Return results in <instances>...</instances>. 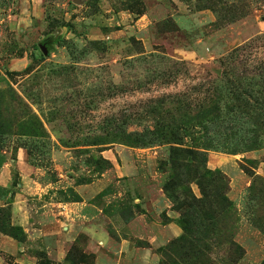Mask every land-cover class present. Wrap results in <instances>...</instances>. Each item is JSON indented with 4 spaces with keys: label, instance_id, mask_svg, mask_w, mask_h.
Listing matches in <instances>:
<instances>
[{
    "label": "rangeland",
    "instance_id": "rangeland-1",
    "mask_svg": "<svg viewBox=\"0 0 264 264\" xmlns=\"http://www.w3.org/2000/svg\"><path fill=\"white\" fill-rule=\"evenodd\" d=\"M2 236L0 264L264 262V0H0Z\"/></svg>",
    "mask_w": 264,
    "mask_h": 264
},
{
    "label": "crops",
    "instance_id": "crops-1",
    "mask_svg": "<svg viewBox=\"0 0 264 264\" xmlns=\"http://www.w3.org/2000/svg\"><path fill=\"white\" fill-rule=\"evenodd\" d=\"M103 188H104L103 183H101L100 181H96V182L94 181L89 184L78 185L76 187L78 193L83 194L86 200H90L94 198ZM78 214H79L78 219H73L70 223H68L67 228L66 227L63 228L62 237L65 238L68 236L70 238H73L74 235H77L78 233H85V232H88L89 234H91L92 237H96L94 229L92 227L91 228L86 227L85 223L82 221L83 215H81V213H78ZM0 249L5 250L7 253H9L12 256H16L17 260L19 261L25 260L24 254L19 255L20 254L19 245L14 240H12V238L11 239L3 238L2 236L1 241H0ZM139 260L140 259H138L137 261ZM138 264H143V260H140V263Z\"/></svg>",
    "mask_w": 264,
    "mask_h": 264
},
{
    "label": "trees",
    "instance_id": "trees-1",
    "mask_svg": "<svg viewBox=\"0 0 264 264\" xmlns=\"http://www.w3.org/2000/svg\"><path fill=\"white\" fill-rule=\"evenodd\" d=\"M211 225L214 226V224H211ZM185 230L187 231V230H189V228L186 227ZM187 237H190V236H187V235L184 234V238L181 239L182 242H183V240H186ZM191 253L196 258L197 261L201 262L200 261V259H201L200 255H202L204 253L202 250L195 249V250H192ZM261 264H264V262H262Z\"/></svg>",
    "mask_w": 264,
    "mask_h": 264
},
{
    "label": "water",
    "instance_id": "water-1",
    "mask_svg": "<svg viewBox=\"0 0 264 264\" xmlns=\"http://www.w3.org/2000/svg\"><path fill=\"white\" fill-rule=\"evenodd\" d=\"M42 52H46V49L44 47L40 48Z\"/></svg>",
    "mask_w": 264,
    "mask_h": 264
}]
</instances>
